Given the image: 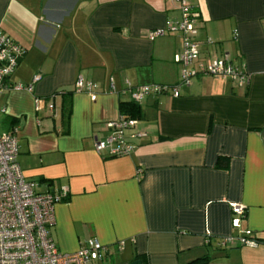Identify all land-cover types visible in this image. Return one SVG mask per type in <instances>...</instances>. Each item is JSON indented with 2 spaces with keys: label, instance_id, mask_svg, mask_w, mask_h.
I'll return each mask as SVG.
<instances>
[{
  "label": "crops",
  "instance_id": "1",
  "mask_svg": "<svg viewBox=\"0 0 264 264\" xmlns=\"http://www.w3.org/2000/svg\"><path fill=\"white\" fill-rule=\"evenodd\" d=\"M188 2L198 59L228 55L249 82L199 74L178 96H148L129 131L141 133L134 150L108 157L94 151L93 136L104 137V123L131 102L129 87L180 80L181 34L168 30L179 5L0 0V30L25 49L7 83L32 85L0 94V132L16 128V160L37 192L67 188L49 229L60 252L95 238L107 254L93 264H186L205 255L206 264H264V0ZM154 29L164 34L149 39ZM78 77L95 85L94 100L75 91ZM233 202L245 206L237 227ZM247 230L256 246L220 245Z\"/></svg>",
  "mask_w": 264,
  "mask_h": 264
},
{
  "label": "built area",
  "instance_id": "2",
  "mask_svg": "<svg viewBox=\"0 0 264 264\" xmlns=\"http://www.w3.org/2000/svg\"><path fill=\"white\" fill-rule=\"evenodd\" d=\"M180 8V20L170 24L168 30L179 32L182 39L181 53L175 57L180 64V80L177 84H144L129 87L130 99L140 104L148 96L170 93L179 95V87L187 85L193 76L207 74L221 79H231L239 84H247L250 75L233 64L228 55L207 57L199 60V46L195 40L197 28L195 17L188 0H170ZM163 29L148 32V38L154 39L163 35ZM25 49L0 30V94L5 89L32 91L31 84L13 83L8 85V77L14 72ZM39 79L33 78V83ZM76 92H87L92 100L96 94L91 82H83L78 77L75 82ZM113 90V85L111 84ZM50 111L54 104L48 103ZM35 109H39V99L35 98ZM4 112V110H2ZM137 120L120 114L118 118L104 123L106 135L102 138L93 136V149L97 154L108 157L129 155L135 148L134 136L140 132L129 133L136 127ZM16 128L0 133V264H93L103 261L107 246L97 239L90 238L72 253L60 252L50 235L54 224V206L66 198L67 188L56 191L37 192L36 183L25 179L16 160L18 143ZM231 225L238 226L239 219L245 214V206L230 203ZM238 243L245 246H256L258 241L249 230L240 236H225L220 245ZM123 242L118 244L121 248Z\"/></svg>",
  "mask_w": 264,
  "mask_h": 264
},
{
  "label": "trees",
  "instance_id": "3",
  "mask_svg": "<svg viewBox=\"0 0 264 264\" xmlns=\"http://www.w3.org/2000/svg\"><path fill=\"white\" fill-rule=\"evenodd\" d=\"M120 113L123 115H126L131 118H136L138 116L139 108L138 104L134 102H126V103H120ZM209 261V257L207 255L196 258L191 260L190 262L186 264H206Z\"/></svg>",
  "mask_w": 264,
  "mask_h": 264
},
{
  "label": "water",
  "instance_id": "4",
  "mask_svg": "<svg viewBox=\"0 0 264 264\" xmlns=\"http://www.w3.org/2000/svg\"><path fill=\"white\" fill-rule=\"evenodd\" d=\"M131 264H141V262L139 260H135Z\"/></svg>",
  "mask_w": 264,
  "mask_h": 264
},
{
  "label": "rangeland",
  "instance_id": "5",
  "mask_svg": "<svg viewBox=\"0 0 264 264\" xmlns=\"http://www.w3.org/2000/svg\"><path fill=\"white\" fill-rule=\"evenodd\" d=\"M1 133V132H0Z\"/></svg>",
  "mask_w": 264,
  "mask_h": 264
}]
</instances>
